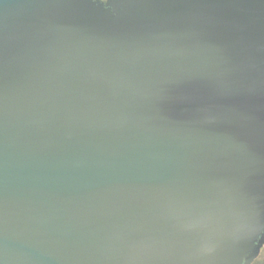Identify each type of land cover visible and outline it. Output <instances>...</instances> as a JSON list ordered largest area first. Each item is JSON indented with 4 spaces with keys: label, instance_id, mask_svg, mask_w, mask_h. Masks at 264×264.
Masks as SVG:
<instances>
[{
    "label": "water",
    "instance_id": "obj_1",
    "mask_svg": "<svg viewBox=\"0 0 264 264\" xmlns=\"http://www.w3.org/2000/svg\"><path fill=\"white\" fill-rule=\"evenodd\" d=\"M264 0H0V264H253Z\"/></svg>",
    "mask_w": 264,
    "mask_h": 264
},
{
    "label": "flooded vegetation",
    "instance_id": "obj_2",
    "mask_svg": "<svg viewBox=\"0 0 264 264\" xmlns=\"http://www.w3.org/2000/svg\"><path fill=\"white\" fill-rule=\"evenodd\" d=\"M253 264H264V246L262 247L260 254L254 260Z\"/></svg>",
    "mask_w": 264,
    "mask_h": 264
}]
</instances>
